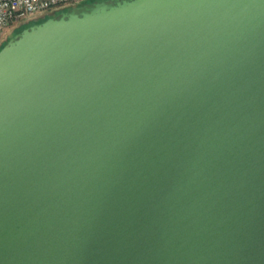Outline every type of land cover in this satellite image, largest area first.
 Segmentation results:
<instances>
[{"label": "water", "instance_id": "obj_1", "mask_svg": "<svg viewBox=\"0 0 264 264\" xmlns=\"http://www.w3.org/2000/svg\"><path fill=\"white\" fill-rule=\"evenodd\" d=\"M45 18L0 47V264H264V0Z\"/></svg>", "mask_w": 264, "mask_h": 264}, {"label": "built area", "instance_id": "obj_2", "mask_svg": "<svg viewBox=\"0 0 264 264\" xmlns=\"http://www.w3.org/2000/svg\"><path fill=\"white\" fill-rule=\"evenodd\" d=\"M87 0H0V38L9 27L22 25L48 12L63 10Z\"/></svg>", "mask_w": 264, "mask_h": 264}, {"label": "rangeland", "instance_id": "obj_3", "mask_svg": "<svg viewBox=\"0 0 264 264\" xmlns=\"http://www.w3.org/2000/svg\"><path fill=\"white\" fill-rule=\"evenodd\" d=\"M58 11H60V10L52 11V12H48L46 15L38 16L37 19L32 20V21H30L29 23H26V24H31V23H33V22L43 20V19L45 18V16H52V15L56 14ZM23 25H25V24L18 25V26L15 25V26H11V27H9V29L6 30L4 36H2V37L0 38V47L4 44V42L6 41V39H7L8 37L14 35V34H15V31H16L17 29L21 28V26H23Z\"/></svg>", "mask_w": 264, "mask_h": 264}, {"label": "trees", "instance_id": "obj_4", "mask_svg": "<svg viewBox=\"0 0 264 264\" xmlns=\"http://www.w3.org/2000/svg\"><path fill=\"white\" fill-rule=\"evenodd\" d=\"M67 9V8H66ZM66 9H63V10H66ZM46 19V18H45ZM45 19H43V20H45ZM43 20H40V21H38V22H41V21H43ZM21 30V29H20Z\"/></svg>", "mask_w": 264, "mask_h": 264}]
</instances>
